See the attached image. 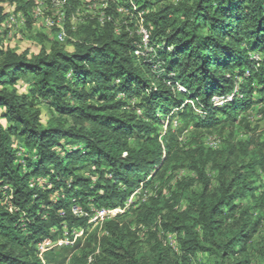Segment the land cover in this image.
Returning <instances> with one entry per match:
<instances>
[{
	"label": "trees",
	"instance_id": "16d2710c",
	"mask_svg": "<svg viewBox=\"0 0 264 264\" xmlns=\"http://www.w3.org/2000/svg\"><path fill=\"white\" fill-rule=\"evenodd\" d=\"M4 1L31 19L34 0ZM103 1L92 15L82 0H62L71 50L53 40L28 54L0 39V264H40L36 245L65 231L72 239L74 229L83 234L47 250L46 264L264 262V137L254 139L247 122L244 137L184 151L182 130L171 129L179 121L211 133L262 115L264 0ZM6 17L0 4V26ZM140 27L152 50L135 55ZM230 93L223 106L212 102ZM179 153L192 174L172 197L128 204L161 182ZM73 205L128 206L99 231ZM151 223L174 235L179 252L151 232L148 254L138 253L131 226Z\"/></svg>",
	"mask_w": 264,
	"mask_h": 264
},
{
	"label": "rangeland",
	"instance_id": "374dc122",
	"mask_svg": "<svg viewBox=\"0 0 264 264\" xmlns=\"http://www.w3.org/2000/svg\"><path fill=\"white\" fill-rule=\"evenodd\" d=\"M4 7L6 6L7 10V17L4 22L0 26V39L1 45L3 47L11 48L17 52H27L28 54H35L37 53L40 48L45 47L48 49L50 47V42L53 40H57L58 42L62 43L67 49L71 50L70 43L66 42V39H71L73 36H66L65 34L61 37L62 40L58 38L57 30H53V26L58 25L57 22L60 15V11L62 10L60 6L55 5L51 0H34V7L32 11H28L29 21L27 22V16L21 11H15V4L9 1H4V4L0 2ZM81 9L84 14L91 13L94 15L96 9L99 7L97 2H92L90 0H82V4L80 5ZM34 10V11H33ZM51 18L54 22L53 26H50ZM79 22V16L74 15L71 17V24L72 28L74 29ZM19 92H26L27 85L24 82L19 84ZM191 105V104H190ZM42 110V121L45 123L46 116L44 113V107L40 106ZM262 110L264 111V104L262 106ZM252 124L249 128L254 129L251 134H253V138L256 139L257 137H264V112L261 114L257 113L256 111H251L247 114L246 121L242 123L239 128H231L229 126H225L224 128L217 129L214 132L207 133L204 131H196L195 133L192 130V126L186 125L184 127L179 121H173L171 124L172 131H176L177 129H181L182 132L178 134V146L181 147L182 150H189L194 149L196 146L204 147L205 139L210 137H216L221 142L224 138H228L230 134L232 135L230 139L235 141L237 137L242 135L243 131L246 130L245 123L249 122ZM5 126V121H1ZM253 126V128H252ZM160 133H164L165 127L164 125L158 127ZM177 133V132H176ZM193 133V134H192ZM205 148V147H204ZM170 163L171 167L166 169V173L161 180V182H156L152 186V188L148 189L145 195H134L132 197V201L136 203H141L144 200H147L148 197L158 196L159 193L163 195L164 199H168L172 197L173 193V186L176 181L180 179H184L190 176L191 171L187 168V165H183L181 161L188 162L185 158V155L179 153L178 156H174ZM208 172L211 177H215V172L208 169ZM259 180H256V185H258ZM259 188L255 190V195L257 196L259 193ZM138 201V202H137ZM183 202L179 204L177 207H181ZM131 230L134 232L136 236V241L138 243V253L141 255H147L148 250L150 248L151 241L149 239V234L154 232L159 240H162L166 245L170 246L174 251L179 252L178 246L175 242V237L172 234H163L160 228L156 225L151 223L148 225L141 224V225H132ZM264 232V226H263ZM264 237V235H262ZM262 240L264 238H261ZM196 260L204 261L203 255L199 254ZM255 264H264L263 260H259L258 258L254 261ZM193 264H197L196 261H193Z\"/></svg>",
	"mask_w": 264,
	"mask_h": 264
},
{
	"label": "built area",
	"instance_id": "2783aa9c",
	"mask_svg": "<svg viewBox=\"0 0 264 264\" xmlns=\"http://www.w3.org/2000/svg\"><path fill=\"white\" fill-rule=\"evenodd\" d=\"M55 5L60 6L62 9L63 2L62 0H51ZM96 2L101 3L102 6L105 5L103 0H95ZM34 11V10H33ZM60 17L58 19V25L53 24V20L51 18H48L50 20V26L56 25L58 27V38L62 40V36L65 34L64 28L62 27V20H63V12L62 10L60 11ZM138 33L141 35V43L138 45V47L135 49L134 54L135 55H140L143 54L144 52L148 53L152 49L148 45V34L147 31L140 27L138 30ZM252 59L258 60L259 57L253 55ZM236 91V88L234 89V92ZM233 96V93H230L228 95H214L212 97V102L214 103L215 106H223L226 104L229 100H231ZM188 104L194 108V110L199 114L201 117L205 116L204 112L197 108L196 105L192 100L188 101ZM139 112V111H138ZM245 135H241V137H244ZM205 144L210 147V148H216L219 145V139L216 137H210L208 136L205 139ZM137 193V192H136ZM135 195V193L129 198L128 204L132 201V197ZM128 205H126L127 207ZM114 208V209H107V208H100V209H95L91 208L89 211L83 210L79 206L73 205L71 207V213L75 217H86L88 219V223L91 224V228H98L99 231H101L104 223L107 220H110L112 218H115L118 214L122 213L125 208ZM83 234L82 229H74L71 232V236H73L72 239H70V235L65 231L63 234V237L56 240L52 241L51 239H44L40 243L36 245V250H37V257L40 260V264H45V259H44V253L54 247H61L64 245H72L74 242V239L77 237H80ZM88 261H91V258L89 257Z\"/></svg>",
	"mask_w": 264,
	"mask_h": 264
},
{
	"label": "clouds",
	"instance_id": "9594fccd",
	"mask_svg": "<svg viewBox=\"0 0 264 264\" xmlns=\"http://www.w3.org/2000/svg\"><path fill=\"white\" fill-rule=\"evenodd\" d=\"M250 122V121H249ZM219 144H220V140H219ZM206 145V144H205ZM207 146V145H206ZM219 146V145H218ZM208 147V146H207ZM46 264V263H45Z\"/></svg>",
	"mask_w": 264,
	"mask_h": 264
}]
</instances>
